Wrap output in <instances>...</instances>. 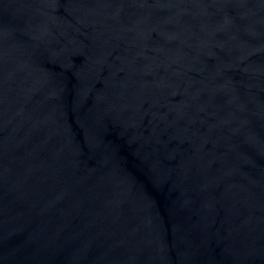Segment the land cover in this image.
<instances>
[{"label": "water", "instance_id": "1", "mask_svg": "<svg viewBox=\"0 0 264 264\" xmlns=\"http://www.w3.org/2000/svg\"><path fill=\"white\" fill-rule=\"evenodd\" d=\"M0 264H264V0H0Z\"/></svg>", "mask_w": 264, "mask_h": 264}]
</instances>
